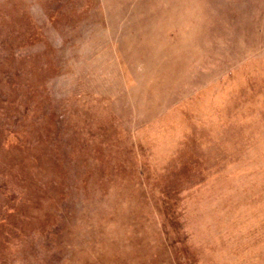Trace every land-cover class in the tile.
<instances>
[{
	"label": "rangeland",
	"instance_id": "rangeland-1",
	"mask_svg": "<svg viewBox=\"0 0 264 264\" xmlns=\"http://www.w3.org/2000/svg\"><path fill=\"white\" fill-rule=\"evenodd\" d=\"M0 264H264V0H0Z\"/></svg>",
	"mask_w": 264,
	"mask_h": 264
}]
</instances>
